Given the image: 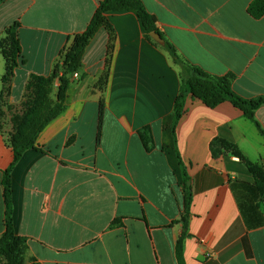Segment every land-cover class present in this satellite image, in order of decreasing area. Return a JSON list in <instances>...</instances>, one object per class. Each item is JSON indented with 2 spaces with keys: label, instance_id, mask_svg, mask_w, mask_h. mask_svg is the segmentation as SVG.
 I'll use <instances>...</instances> for the list:
<instances>
[{
  "label": "crops",
  "instance_id": "obj_1",
  "mask_svg": "<svg viewBox=\"0 0 264 264\" xmlns=\"http://www.w3.org/2000/svg\"><path fill=\"white\" fill-rule=\"evenodd\" d=\"M102 1H4L0 101L22 116L31 78L52 74ZM141 1L183 59L212 75L233 74V90L242 98H264V15L248 11L255 0ZM106 17L116 34L112 55L103 28L85 50L79 78L71 77L64 111L11 170L14 231L28 246L24 264H181L183 233V264H264V194L234 188L236 181L260 179L251 166L264 171V136L232 103L210 108L189 97L175 144L172 112L181 69L164 45L147 38L136 11ZM15 24L25 64L6 81L4 42ZM106 73L102 93L96 85ZM59 85L57 80L53 98ZM255 118L264 129V106ZM145 126L154 139L149 151L139 134ZM14 132L0 128V237ZM177 152L191 183L187 228Z\"/></svg>",
  "mask_w": 264,
  "mask_h": 264
},
{
  "label": "trees",
  "instance_id": "obj_2",
  "mask_svg": "<svg viewBox=\"0 0 264 264\" xmlns=\"http://www.w3.org/2000/svg\"><path fill=\"white\" fill-rule=\"evenodd\" d=\"M4 1L6 0H0V5ZM123 10L136 11L144 24L147 38L156 45H159L150 36L152 32H158L156 26L157 19L149 13L141 0H103L87 29L83 33L78 34L71 47L63 53L62 63L57 65L48 77L33 76L28 84L27 101L23 105L24 114L15 117L13 121L16 127L10 143L14 152V161L10 168L4 172L3 177L6 204V232L0 237V264H24L28 249L27 241L23 237L17 236L14 231L11 170L24 151L37 147L39 135L64 111L68 98V90L71 86V77L75 72H79L82 69L86 48L95 35L103 28L109 33L108 56L112 55L116 34L114 28L108 22L106 15L112 11ZM248 11L255 18L262 17L264 15V0H255L250 5ZM18 28L19 24H15L8 31L7 35L9 38L4 42L9 47V52H5L8 62L6 81L10 78L16 67L25 64V60H23L20 54V42L17 35ZM163 47L168 51L174 64L181 69V87L172 112L171 129L175 144H177V127L185 112L186 102L189 97L202 101L210 108H215L225 102L232 103L237 109L242 111L247 119L254 122L261 135L264 136V129L255 118L256 111L264 106V98L252 100L242 98L233 90V81L235 79L233 74L226 76L212 75L183 59L175 46L169 41H166ZM57 80H59L60 85L56 97L53 98L52 94ZM107 81L108 75L106 73L96 85L102 93L105 90ZM103 120L104 99L102 98L99 112L98 142L101 140ZM139 134L146 150H151L154 141L151 127L145 126L141 128ZM177 156L180 162L186 194L185 211L181 221L184 227L187 228L192 205L191 187L188 185L190 177L179 152H177ZM251 171L258 174L260 179L255 180L254 183L236 181L234 182V188L238 191L247 189L250 193L263 195L264 171L258 165H252ZM186 237L187 234L183 233L177 243V257L181 264H183V246ZM32 264L41 263L33 260Z\"/></svg>",
  "mask_w": 264,
  "mask_h": 264
},
{
  "label": "rangeland",
  "instance_id": "obj_3",
  "mask_svg": "<svg viewBox=\"0 0 264 264\" xmlns=\"http://www.w3.org/2000/svg\"><path fill=\"white\" fill-rule=\"evenodd\" d=\"M26 101L27 100H25L24 103ZM5 102H6L5 100H3L2 102L0 101V128H2L5 125H7L9 128L12 129V128H15L16 127V125H14V122H13L14 119H15V117H19L21 115H19V113L16 112L15 108H13L11 105L8 106L7 103L5 104ZM22 112H24V108L22 109ZM8 113H9V116H10L9 119H11V121L10 120H7L8 122H6L5 120H6V118H8V116H7ZM11 139H12V137L9 139L10 142H11Z\"/></svg>",
  "mask_w": 264,
  "mask_h": 264
},
{
  "label": "water",
  "instance_id": "obj_4",
  "mask_svg": "<svg viewBox=\"0 0 264 264\" xmlns=\"http://www.w3.org/2000/svg\"><path fill=\"white\" fill-rule=\"evenodd\" d=\"M150 36L152 37V39L154 40V41H156L157 43H159V44H161V45H165V39L162 37V35L160 34V33H158V32H152L151 34H150ZM191 183H190V181L188 182V185H190Z\"/></svg>",
  "mask_w": 264,
  "mask_h": 264
},
{
  "label": "built area",
  "instance_id": "obj_5",
  "mask_svg": "<svg viewBox=\"0 0 264 264\" xmlns=\"http://www.w3.org/2000/svg\"><path fill=\"white\" fill-rule=\"evenodd\" d=\"M73 77L76 78V79H78V78H79V73H78V72H75V73L73 74Z\"/></svg>",
  "mask_w": 264,
  "mask_h": 264
}]
</instances>
